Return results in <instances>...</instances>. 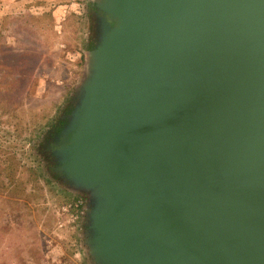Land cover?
Returning a JSON list of instances; mask_svg holds the SVG:
<instances>
[{
    "label": "water",
    "instance_id": "water-1",
    "mask_svg": "<svg viewBox=\"0 0 264 264\" xmlns=\"http://www.w3.org/2000/svg\"><path fill=\"white\" fill-rule=\"evenodd\" d=\"M58 140L101 264H264V0H107Z\"/></svg>",
    "mask_w": 264,
    "mask_h": 264
},
{
    "label": "rangeland",
    "instance_id": "rangeland-1",
    "mask_svg": "<svg viewBox=\"0 0 264 264\" xmlns=\"http://www.w3.org/2000/svg\"><path fill=\"white\" fill-rule=\"evenodd\" d=\"M106 3L0 0V264H101L92 199L64 177L56 149L90 75Z\"/></svg>",
    "mask_w": 264,
    "mask_h": 264
},
{
    "label": "flooded vegetation",
    "instance_id": "flooded-vegetation-1",
    "mask_svg": "<svg viewBox=\"0 0 264 264\" xmlns=\"http://www.w3.org/2000/svg\"><path fill=\"white\" fill-rule=\"evenodd\" d=\"M61 126H62V123L60 124V126L55 127V128H54V131L52 132V134H57V133L59 132ZM52 134H51V135H52ZM52 137H54V136H50V135H48L47 138H46L47 141L49 142V141L52 139ZM47 147H48V145L46 144V148H47Z\"/></svg>",
    "mask_w": 264,
    "mask_h": 264
},
{
    "label": "trees",
    "instance_id": "trees-1",
    "mask_svg": "<svg viewBox=\"0 0 264 264\" xmlns=\"http://www.w3.org/2000/svg\"><path fill=\"white\" fill-rule=\"evenodd\" d=\"M7 17V19H9V18H12V14L10 13V15H8V16H6ZM8 47V46H7ZM13 176H14V174H13ZM7 179L8 178H10L8 175H7V177H6ZM11 179H13V178H11ZM10 185H5V189H7V187H9Z\"/></svg>",
    "mask_w": 264,
    "mask_h": 264
}]
</instances>
